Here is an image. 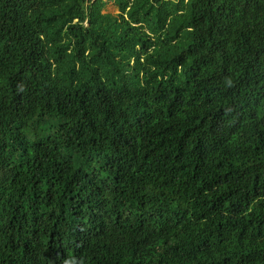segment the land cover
Returning <instances> with one entry per match:
<instances>
[{
    "label": "trees",
    "instance_id": "obj_1",
    "mask_svg": "<svg viewBox=\"0 0 264 264\" xmlns=\"http://www.w3.org/2000/svg\"><path fill=\"white\" fill-rule=\"evenodd\" d=\"M0 264H264V0H0Z\"/></svg>",
    "mask_w": 264,
    "mask_h": 264
},
{
    "label": "rangeland",
    "instance_id": "obj_2",
    "mask_svg": "<svg viewBox=\"0 0 264 264\" xmlns=\"http://www.w3.org/2000/svg\"><path fill=\"white\" fill-rule=\"evenodd\" d=\"M104 12H107V13L112 14V15H115L117 13L114 5H112V3H110V2H107V5L104 9Z\"/></svg>",
    "mask_w": 264,
    "mask_h": 264
}]
</instances>
